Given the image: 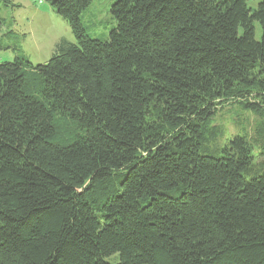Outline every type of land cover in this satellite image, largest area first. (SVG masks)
Here are the masks:
<instances>
[{"label":"trees","instance_id":"1","mask_svg":"<svg viewBox=\"0 0 264 264\" xmlns=\"http://www.w3.org/2000/svg\"><path fill=\"white\" fill-rule=\"evenodd\" d=\"M91 1L49 0L75 40L46 62H0V264H264V163L211 125L258 116L264 154V0H115L106 38Z\"/></svg>","mask_w":264,"mask_h":264},{"label":"rangeland","instance_id":"2","mask_svg":"<svg viewBox=\"0 0 264 264\" xmlns=\"http://www.w3.org/2000/svg\"><path fill=\"white\" fill-rule=\"evenodd\" d=\"M114 1L92 0L82 11L80 23L89 37L107 36L111 26L109 9ZM254 4L255 2H250V5ZM0 18L4 20L3 23L0 22V62L23 57L33 65L44 63L60 41L75 40L67 20L53 11L49 0H10L8 5L0 2ZM254 35L256 39H260L261 29L256 21ZM259 121L258 116L241 110L234 103L224 104L211 123L221 133L216 145H222L227 138L241 131L246 132L255 154L252 167L258 169L264 163V154H260L258 144L252 138ZM55 122L67 124L69 121L60 115L55 118Z\"/></svg>","mask_w":264,"mask_h":264}]
</instances>
